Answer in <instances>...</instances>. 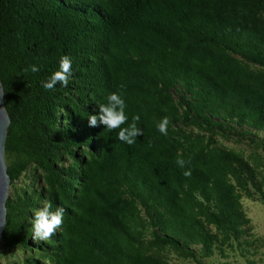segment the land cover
<instances>
[{"label":"trees","instance_id":"1","mask_svg":"<svg viewBox=\"0 0 264 264\" xmlns=\"http://www.w3.org/2000/svg\"><path fill=\"white\" fill-rule=\"evenodd\" d=\"M259 11L257 0H0L5 153L21 155L7 173L12 183L34 163L44 184L7 197L3 244L30 247L42 203L56 226L36 245L51 264H168L144 251L147 225L190 257L212 254L209 225L240 238L238 190L254 171L184 126L264 133Z\"/></svg>","mask_w":264,"mask_h":264},{"label":"rangeland","instance_id":"2","mask_svg":"<svg viewBox=\"0 0 264 264\" xmlns=\"http://www.w3.org/2000/svg\"><path fill=\"white\" fill-rule=\"evenodd\" d=\"M257 1L261 6L257 16L264 21V0ZM250 67L255 70L263 69L257 65ZM71 96L73 93L66 96L67 101ZM173 97L177 95L173 93ZM184 128L188 132L199 134L202 137V143L208 144L209 147H223L238 153L253 169L254 181L247 182L246 190H238L241 208L249 219V229L236 239L209 225L210 230L218 236L212 254L203 257L199 246H192L195 256L190 257L171 245L154 243L151 235L152 228L147 225L143 231L144 251L162 257L168 264H264V141H262L264 133L254 129L245 132L244 126L240 127L234 122H227L222 129L200 126L196 122ZM20 157V154L15 155L13 151L5 153L6 165ZM43 185L40 170L34 163H30L20 176L10 183L8 197L15 199L16 195L31 193L33 189ZM44 205L45 203H42L39 210L30 211L29 222L33 226L32 235L29 238L30 247L26 248L19 244L4 245L1 241L0 264H23L28 259H32V262L35 261L36 264H51L49 256L43 254L36 245L45 242L46 231L56 226L54 215H42L45 211ZM38 221L47 223L46 230L36 225Z\"/></svg>","mask_w":264,"mask_h":264},{"label":"water","instance_id":"3","mask_svg":"<svg viewBox=\"0 0 264 264\" xmlns=\"http://www.w3.org/2000/svg\"><path fill=\"white\" fill-rule=\"evenodd\" d=\"M9 124L10 118L4 105V88L0 82V243L6 224V200L10 185V177L5 162V140Z\"/></svg>","mask_w":264,"mask_h":264}]
</instances>
